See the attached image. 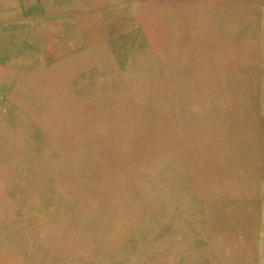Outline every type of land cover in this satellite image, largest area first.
Returning a JSON list of instances; mask_svg holds the SVG:
<instances>
[{"label":"rangeland","instance_id":"obj_1","mask_svg":"<svg viewBox=\"0 0 264 264\" xmlns=\"http://www.w3.org/2000/svg\"><path fill=\"white\" fill-rule=\"evenodd\" d=\"M196 1L220 5L225 0H18L9 12L3 6L7 0H0V264H10L7 258L24 262L31 254L38 257L21 264H94L104 256L111 257L107 264H117L118 253L141 254L174 237L177 223L190 233V251L207 246L198 188L206 163L196 161L197 153L228 136L215 123L246 125L258 110L244 92L264 90V17L255 0H231L238 6L231 19L181 31L123 13L148 3L162 10L192 8ZM107 19L119 23L103 29ZM234 28L252 34L247 53L225 48L228 59L196 69L174 65L178 55L170 43H206L213 40L210 35ZM59 34L75 37L68 40L75 46L61 54L47 49L58 43ZM244 57L250 60L244 63ZM102 78L92 90L85 86ZM155 111L164 113L159 127L149 118ZM76 231L80 246L66 251L69 233ZM256 243V263L263 264L264 244L259 238ZM172 247L164 244L166 250Z\"/></svg>","mask_w":264,"mask_h":264},{"label":"bare ground","instance_id":"obj_2","mask_svg":"<svg viewBox=\"0 0 264 264\" xmlns=\"http://www.w3.org/2000/svg\"><path fill=\"white\" fill-rule=\"evenodd\" d=\"M233 1V0H232ZM231 0H225L220 5H214L209 3L197 2L194 7L188 6L171 7L162 10L160 6H156L152 3L139 6L137 10L130 9L123 12L124 15H139L142 16L144 21H152L163 24L168 30L178 29L179 31L191 27L204 26L214 21L218 23L225 22L235 16L237 3ZM18 0H7L4 2L6 12H9L18 6L16 5ZM90 2V1H89ZM7 3V4H6ZM100 3V2H99ZM110 3V2H109ZM134 3V2H133ZM107 4V3H106ZM29 5V4H28ZM132 6V5H131ZM165 6H172L171 4ZM237 6V7H236ZM255 9L260 10L262 17H264V0H255ZM159 8V9H158ZM69 9V8H67ZM8 10V11H7ZM25 11V10H24ZM135 11V12H134ZM134 12V13H133ZM52 15V14H51ZM261 15V14H260ZM58 18V17H57ZM40 18H38L39 20ZM60 19V18H58ZM72 19V18H71ZM100 19V18H99ZM258 19V18H257ZM41 20H43L41 18ZM62 20V18H61ZM65 20V19H64ZM70 20V19H68ZM254 20V19H253ZM37 21V20H36ZM40 21V20H39ZM52 21V19H51ZM50 21V22H51ZM67 21V20H66ZM6 22V21H5ZM75 22V21H74ZM100 22V21H99ZM243 22V21H242ZM35 23V22H34ZM119 22L107 19L102 23L103 29L109 31L114 25ZM43 24V23H42ZM58 24V23H57ZM254 24V23H253ZM252 24V25H253ZM35 25V24H34ZM38 25V24H37ZM48 25V24H47ZM61 25V24H60ZM124 26L119 24L118 26ZM49 27V26H48ZM62 27V26H61ZM76 27V26H75ZM53 28V27H52ZM97 28V27H96ZM99 28V27H98ZM63 29V27H62ZM137 30V29H136ZM132 31V30H131ZM59 32V31H58ZM135 32V31H134ZM140 32V31H139ZM73 33V32H72ZM71 33V34H72ZM259 33V32H258ZM70 34V33H68ZM261 34V33H260ZM53 35V34H52ZM74 35V34H73ZM5 37V36H3ZM58 43L56 45L47 46L50 49L60 54L71 48L74 45L68 46L70 43L68 40L71 37L59 34ZM72 38H75L72 36ZM70 39V41L72 40ZM78 38V37H77ZM5 39V38H4ZM38 39V38H37ZM50 39V38H49ZM57 39V40H58ZM210 40L206 43L192 44L191 40H186L185 44L179 46L175 42L170 43L171 48L176 51L177 62L174 64L178 66V69L185 67L200 68L206 63L216 62L222 59H228L227 53L242 54L247 53L253 44V36L248 31L225 30V33H215L210 35ZM1 40V39H0ZM109 40V39H108ZM47 41V40H46ZM259 41V40H258ZM48 42V41H47ZM188 44H187V43ZM2 43V42H1ZM17 43V42H16ZM20 43V42H19ZM24 43V42H23ZM76 43V42H75ZM168 43V42H167ZM166 43V45H167ZM28 44V43H27ZM137 44V43H136ZM21 45V44H20ZM23 45V44H22ZM21 45V46H22ZM26 45V44H25ZM52 45V44H51ZM178 45V46H177ZM9 46V45H8ZM14 46V45H13ZM80 46V45H79ZM264 46V44H263ZM11 47V46H10ZM16 47V46H15ZM97 47V46H96ZM108 47V46H107ZM166 47V46H165ZM7 48V47H6ZM25 48V47H24ZM29 48V47H27ZM31 48V47H30ZM35 48V47H34ZM225 48L229 49V52L224 53ZM17 49V48H16ZM41 49V48H40ZM82 49V48H81ZM22 50V49H21ZM26 50V49H24ZM49 50V51H50ZM164 50V49H163ZM18 51V50H17ZM43 51V49H42ZM162 51V50H161ZM6 52V51H5ZM91 52V51H90ZM18 53V52H17ZM70 53V51H69ZM163 53V52H162ZM19 54V53H18ZM17 54V55H18ZM53 54V53H52ZM168 54V53H167ZM22 55V54H21ZM163 55H165L163 53ZM170 55V54H169ZM65 56V54H64ZM4 57H6L4 55ZM38 57V56H37ZM166 57V56H165ZM164 57V58H165ZM110 58V57H109ZM168 58V57H167ZM171 58V57H170ZM108 59V58H107ZM253 59V58H252ZM71 60V59H70ZM250 59L244 57L243 62L246 63ZM51 61V60H50ZM96 62V61H95ZM115 62V61H114ZM226 62V61H225ZM6 63V62H5ZM13 63V62H12ZM49 64V63H48ZM262 64V63H261ZM3 65V64H2ZM5 65V64H4ZM46 65V64H45ZM94 65V64H93ZM173 65V63H172ZM7 66V65H6ZM95 66V65H94ZM170 68V64H167ZM263 66V65H262ZM3 67V66H2ZM41 67V66H40ZM96 67V66H95ZM264 67V66H263ZM6 68V67H5ZM42 68V67H41ZM112 68V67H111ZM36 69V68H35ZM96 69V68H95ZM173 69L174 66H173ZM190 69V68H189ZM34 70V69H33ZM235 70V69H234ZM261 70V69H260ZM100 71V70H99ZM118 71V70H117ZM238 71V70H237ZM96 72V71H95ZM164 72V71H163ZM261 72V71H260ZM81 73V72H80ZM85 73V72H84ZM92 73V72H91ZM119 73V71H118ZM166 73V72H165ZM86 74V73H85ZM90 74V73H89ZM93 74V73H92ZM99 74V73H98ZM97 74V75H98ZM22 75V74H20ZM45 75V74H44ZM201 75V74H200ZM15 76V75H14ZM43 76V75H42ZM90 76V75H89ZM112 76V75H111ZM232 76V75H231ZM263 75H260L262 78ZM201 77V76H200ZM39 78V77H38ZM42 78V77H41ZM40 78V79H41ZM55 78V77H54ZM185 78V77H184ZM166 79V78H165ZM193 79V78H192ZM18 80V79H17ZM27 80V79H26ZM39 80V79H38ZM37 80V83H38ZM78 80V78H77ZM82 80V79H81ZM88 80V79H87ZM195 80V79H194ZM261 80V79H260ZM263 80V79H262ZM57 81V80H56ZM89 81H91L89 79ZM103 81L99 79L93 81L92 84H87L89 89L91 86L98 85ZM188 81V80H187ZM202 81V80H201ZM200 81V82H201ZM40 82V80H39ZM83 84L85 81H82ZM88 82V81H87ZM185 84V81H182ZM190 82V81H189ZM73 83V81H71ZM80 83V82H77ZM13 84V83H12ZM48 84V83H47ZM32 85V84H31ZM34 85V84H33ZM138 85V84H137ZM16 86V85H15ZM84 86V85H83ZM30 87V86H29ZM38 87V86H37ZM74 87V86H72ZM99 87V86H98ZM168 87V86H167ZM176 87V86H175ZM54 88V87H53ZM56 88V87H55ZM87 88V87H86ZM101 88V87H100ZM109 88V87H108ZM131 88V87H129ZM177 88V87H176ZM1 89V88H0ZM47 89V88H45ZM63 89V88H62ZM94 89V88H93ZM159 89V88H158ZM8 90V89H7ZM23 90V89H22ZM21 90V91H22ZM38 90V89H36ZM51 90V89H50ZM92 90V89H90ZM96 90V89H95ZM46 91V90H45ZM54 91V90H53ZM101 92L103 90H100ZM264 90H253L248 94L252 103L257 104L258 110L252 112L246 125L230 126L229 123H215L216 127H223L228 133L225 138L215 139L208 146L203 145L200 148L203 151L197 153V160L205 161L206 177L199 182L198 188L202 190L203 209L205 211V222L207 229L205 230V240L207 246L190 251V233L187 229H179V223L174 225V237L164 239L163 241H157L152 243L149 249L144 250L141 254L133 253L130 255H123L118 253L116 255V262L120 264H179L180 258H183L184 264H256V251L255 245L258 242L264 244V107L261 106L264 103V97L262 92ZM9 92V90H8ZM23 92V91H22ZM26 92V90L24 91ZM98 92V91H97ZM100 92V93H101ZM157 92V91H156ZM50 93V92H49ZM105 93V92H104ZM73 94V93H72ZM94 94V93H93ZM98 94V93H96ZM22 95V94H21ZM37 95V94H36ZM83 95V94H82ZM106 95V94H105ZM111 95V94H110ZM173 95V94H172ZM175 95V94H174ZM173 95V96H174ZM80 96V95H79ZM103 96V95H102ZM21 97V96H20ZM44 97V95H43ZM78 97V96H76ZM89 97V95H88ZM140 97V96H139ZM138 97V98H139ZM160 97V96H159ZM83 98V97H82ZM137 98L136 102H139ZM170 98V97H169ZM58 99V98H57ZM178 99V98H177ZM79 100V99H78ZM77 100V101H78ZM171 100V99H170ZM39 101V100H38ZM53 101V100H52ZM76 101V100H75ZM85 101V100H84ZM175 101V100H174ZM1 102V101H0ZM11 102V101H10ZM33 102V101H32ZM35 102V101H34ZM62 102V101H61ZM83 102V101H82ZM258 102H263L258 104ZM59 103V101H58ZM81 104V103H80ZM129 104V103H127ZM7 105V104H6ZM46 105V104H45ZM83 105V104H81ZM37 106V104H36ZM35 106V107H36ZM40 106V105H39ZM118 106V104H117ZM121 106V105H120ZM141 109V105H135ZM13 107V106H12ZM59 107V106H58ZM63 107V106H62ZM91 107V106H90ZM96 107V106H95ZM55 108V107H53ZM89 108V107H88ZM83 109V108H82ZM1 111V110H0ZM44 111V110H42ZM89 111V110H88ZM112 111V110H111ZM36 112V111H35ZM46 112V111H45ZM64 112V111H63ZM23 112H21L22 115ZM37 113V112H36ZM47 113V112H46ZM89 114V113H88ZM106 114V113H105ZM18 116V114H16ZM60 115V114H59ZM155 115V117H153ZM40 116V115H39ZM46 116V115H45ZM48 116V115H47ZM164 117V113L160 111L153 112V115H149L151 122L155 127H159ZM49 118V117H48ZM66 118V117H65ZM52 119V118H51ZM54 119V118H53ZM77 119V118H76ZM154 119V120H153ZM58 120V119H57ZM28 121V120H27ZM61 121V120H59ZM57 121V122H59ZM63 122V121H62ZM18 123V122H17ZM43 123V122H42ZM46 124V123H45ZM95 124V123H94ZM137 124V123H136ZM60 125V124H59ZM63 125V124H62ZM68 125V124H67ZM66 125V126H67ZM140 128L143 123L140 124ZM30 126V125H29ZM55 126V125H54ZM64 126V125H63ZM69 126V125H68ZM72 126V125H71ZM107 126V125H106ZM180 126V125H179ZM57 127V126H56ZM60 127V126H59ZM92 127V126H91ZM167 127V125H166ZM63 128V127H62ZM73 128V127H72ZM48 129V128H47ZM51 129V128H50ZM90 129V128H89ZM29 130V129H28ZM64 130V129H63ZM95 130V129H94ZM113 130V129H112ZM57 131V130H56ZM61 131V130H60ZM70 131V130H69ZM86 131V130H85ZM7 132V131H6ZM109 132V131H108ZM117 132V131H116ZM169 132V131H168ZM53 133V131H52ZM87 133V132H86ZM110 133V132H109ZM3 134V133H2ZM8 134V132H7ZM54 134V133H53ZM65 134V133H64ZM84 134V133H83ZM169 134V133H168ZM187 134V133H186ZM17 135V134H16ZM85 135V134H84ZM83 135V136H84ZM99 135V134H98ZM60 136V135H59ZM101 136V135H100ZM10 137V135H9ZM12 137V136H11ZM14 137V136H13ZM80 137V136H79ZM86 137V136H85ZM188 137V136H187ZM22 138V137H21ZM77 138V137H76ZM83 138V137H82ZM116 138V137H115ZM169 138V137H168ZM186 138V137H185ZM183 137V139H185ZM192 138V137H191ZM190 138V139H191ZM11 139V138H10ZM182 139V141H183ZM87 140V139H86ZM103 140V139H102ZM15 141V140H13ZM189 141V140H188ZM80 142V141H79ZM88 142V141H87ZM159 142V141H158ZM1 143V142H0ZM4 143V142H3ZM2 143V144H3ZM19 143V142H18ZM81 143V142H80ZM118 143V142H117ZM160 143V142H159ZM203 143V142H202ZM32 144V143H31ZM74 144V142H73ZM79 144V143H78ZM82 144V143H81ZM184 144V143H182ZM181 144V145H182ZM14 145V144H13ZM35 145V144H34ZM152 145V144H151ZM150 145V146H151ZM5 146V145H4ZM57 146V145H56ZM81 146V145H80ZM84 146V145H83ZM83 146H81L83 148ZM86 146V145H85ZM92 146V145H91ZM104 146V145H103ZM120 146V145H119ZM6 147V146H5ZM8 147V146H7ZM11 147V146H10ZM30 147V146H29ZM42 147V146H41ZM149 147V146H148ZM184 147V146H183ZM9 148V147H8ZM35 148V147H34ZM71 148V147H70ZM74 148V147H73ZM146 148V147H145ZM45 149V148H44ZM87 149V148H86ZM206 149V151L204 150ZM46 150V149H45ZM58 150V149H57ZM63 150V149H62ZM48 151V150H47ZM98 151V150H97ZM112 151V150H111ZM1 152V151H0ZM56 152V150H55ZM64 152V151H63ZM83 152V151H82ZM101 152V151H100ZM137 152V151H136ZM72 153V152H71ZM103 153V152H102ZM109 153V152H108ZM126 153V152H125ZM185 153V152H184ZM57 154V153H56ZM63 154V153H62ZM70 154V153H69ZM89 154V153H88ZM96 154V153H95ZM65 155V153H64ZM90 155V154H89ZM126 155V154H125ZM63 156V155H62ZM74 156V155H73ZM112 156V155H111ZM129 156V155H128ZM7 157V156H6ZM9 157V155H8ZM98 157V156H97ZM127 157V155H126ZM59 158V157H58ZM62 158V157H61ZM85 158V157H84ZM114 158V157H113ZM28 159V158H27ZM64 159V158H63ZM115 160V158H114ZM66 161V160H65ZM64 161V162H65ZM86 161V160H85ZM195 161V162H196ZM27 162V161H26ZM63 162V161H62ZM67 162V161H66ZM106 163V161H104ZM11 164V162H10ZM47 164V163H46ZM100 164V163H99ZM109 164V163H108ZM188 164V163H187ZM22 165V164H21ZM32 165V164H31ZM119 165V164H118ZM30 166V165H29ZM46 166V165H45ZM96 166V165H95ZM105 167V166H104ZM55 168V167H54ZM108 168V167H107ZM114 168V167H113ZM121 168V167H120ZM94 169V168H93ZM92 169V170H93ZM63 170V167H62ZM65 170V169H64ZM63 170V171H64ZM102 170V169H101ZM18 171V170H17ZM100 171V170H99ZM106 171V170H105ZM64 173V172H63ZM68 173V172H67ZM110 173V172H109ZM102 174V173H101ZM116 174V173H115ZM59 175V174H58ZM63 175V174H62ZM92 175V173H91ZM98 175V174H97ZM93 176V175H92ZM14 177V176H13ZM54 177V175H53ZM66 177V176H65ZM94 177V176H93ZM75 178V177H74ZM81 178V177H80ZM117 178V176H116ZM54 179V178H53ZM29 180V179H28ZM27 180V181H28ZM56 180V179H55ZM75 180V179H74ZM81 180V179H80ZM79 180V181H80ZM25 181V180H24ZM33 181V180H32ZM76 181V180H75ZM78 181V182H79ZM113 181V179L111 180ZM15 182V181H14ZM84 182V181H83ZM94 182V181H93ZM99 182V181H98ZM100 183V182H99ZM16 184V183H15ZM25 184V183H24ZM128 184V183H127ZM28 185V184H27ZM48 185V184H47ZM71 185V184H70ZM97 185V184H96ZM12 186V185H11ZM20 186V185H18ZM49 186V185H48ZM117 186V185H116ZM52 187V186H51ZM50 187V188H51ZM59 187V186H58ZM91 187V186H90ZM13 188V187H12ZM16 194L18 188L15 187ZM25 188V187H24ZM55 188V187H54ZM110 188V187H108ZM116 188V187H115ZM53 189V188H52ZM51 189V190H52ZM59 189V188H58ZM78 190V188H76ZM120 189V187H119ZM90 190V189H89ZM92 190V189H91ZM118 190V189H117ZM74 191V190H73ZM111 191V190H110ZM128 191V190H127ZM126 191V192H127ZM62 192V191H61ZM68 192V191H67ZM91 192V191H89ZM94 192V191H93ZM120 192V191H119ZM130 192V191H129ZM86 193V192H85ZM114 193V192H113ZM134 193V192H133ZM40 194V193H39ZM42 194V193H41ZM53 194V193H52ZM51 194V195H52ZM104 194V193H103ZM116 194V193H115ZM120 194V193H119ZM125 194V193H124ZM67 195V194H65ZM83 195V194H82ZM80 195V197L82 196ZM93 195V194H92ZM133 195V194H132ZM49 196V195H48ZM114 196V195H113ZM124 196V195H123ZM52 197V196H51ZM58 197V196H57ZM72 197V196H71ZM83 197H85L83 195ZM93 197V196H92ZM115 197V196H114ZM126 197V196H124ZM139 197V196H138ZM46 198V197H45ZM48 198V197H47ZM102 198V197H101ZM119 198V197H118ZM131 198V197H130ZM129 198V199H130ZM136 198V195H135ZM42 199V198H41ZM51 200V198H49ZM56 199V198H55ZM71 199V198H70ZM82 199V198H81ZM84 199V198H83ZM82 199V200H83ZM111 199V198H110ZM136 200V199H135ZM40 201V199H39ZM57 201V200H56ZM55 201V202H56ZM79 201V200H78ZM87 201V199H86ZM110 201V200H109ZM129 201V200H128ZM134 201V200H133ZM42 202V201H41ZM73 202V201H72ZM75 202V201H74ZM80 202V201H79ZM78 202V203H79ZM143 202V201H142ZM57 203V202H56ZM86 203V202H85ZM97 203V202H96ZM127 203V202H126ZM47 204V203H45ZM55 204V203H54ZM61 204V203H60ZM77 204V203H76ZM109 204V203H108ZM111 204V203H110ZM62 205V204H61ZM123 205V204H122ZM140 205V203H139ZM40 206V205H39ZM47 206V205H45ZM98 206V205H97ZM101 206V205H100ZM128 206V205H127ZM49 207V206H48ZM59 207V205H58ZM89 207V206H88ZM144 207V206H143ZM54 208V207H53ZM57 208V206L55 207ZM54 208V209H55ZM79 208V207H78ZM81 208V207H80ZM99 208V207H98ZM63 209V208H62ZM59 210V209H58ZM140 210V209H139ZM97 211V210H96ZM196 212V208H191V213ZM67 212V211H66ZM72 213V211H70ZM126 212V211H125ZM142 212V211H141ZM147 212V211H146ZM58 213V212H57ZM70 213V215H71ZM96 213V212H95ZM98 213V212H97ZM59 214V213H58ZM85 214V213H84ZM100 214V213H99ZM106 214V213H105ZM118 214V213H117ZM135 214V213H134ZM137 214V212H136ZM148 214V213H147ZM41 215V214H40ZM64 215V214H63ZM67 215V214H66ZM120 215V214H118ZM146 215V214H145ZM121 216V215H120ZM75 217V216H74ZM88 217V216H87ZM102 216H100L101 218ZM129 218V217H128ZM133 218V217H132ZM135 218V217H134ZM129 220V219H128ZM126 220V221H128ZM141 220V219H140ZM143 220V219H142ZM80 221V220H79ZM119 221V220H117ZM78 222V221H77ZM110 232L114 230L113 221H110ZM73 223V222H72ZM119 223V222H118ZM67 224V223H66ZM139 224V223H138ZM137 224V225H138ZM179 225V226H178ZM71 226V225H70ZM84 226V225H83ZM126 226V224H125ZM80 227V226H79ZM135 227V226H134ZM181 227V226H180ZM259 227V228H258ZM101 228V227H100ZM67 229V227H66ZM123 230V229H122ZM178 230V232H177ZM60 232V231H59ZM134 232V231H133ZM61 233V232H60ZM69 233V232H68ZM58 234V233H57ZM62 234V233H61ZM64 234V233H63ZM129 235V234H128ZM131 235V234H130ZM157 235V234H156ZM13 236V235H12ZM155 236V235H154ZM153 236V237H154ZM101 237V236H100ZM120 237V236H119ZM126 239V237H125ZM147 239H151L148 236ZM161 239V238H160ZM97 240V239H96ZM101 240V239H100ZM132 240V239H131ZM262 240V241H261ZM33 241V239H32ZM64 241V240H63ZM78 233H69L66 251L72 246H80L78 244ZM106 241V240H104ZM37 242V241H36ZM65 242V241H64ZM80 242V241H79ZM86 242V241H85ZM170 242L173 246L171 250L164 249V244ZM17 243L22 244L18 239ZM34 243V242H33ZM32 243V244H33ZM59 243V242H57ZM61 243V242H60ZM60 243L58 244L60 247ZM103 243V242H102ZM261 243V244H262ZM65 245V244H64ZM123 245V244H122ZM86 246V245H85ZM110 246V245H109ZM115 246V245H114ZM264 246V245H263ZM87 247V246H86ZM98 247V246H97ZM117 247V246H116ZM257 247V246H256ZM262 247V246H261ZM99 248V247H98ZM86 249V248H85ZM95 249V248H94ZM107 249V248H106ZM120 249V248H119ZM145 249V248H144ZM151 249H155L153 255L148 252ZM258 249V248H257ZM79 250V249H78ZM88 250V249H86ZM99 250V249H98ZM108 250V249H107ZM264 250V248L262 249ZM102 251V250H101ZM111 251V250H110ZM114 251V250H113ZM124 251V250H123ZM128 251V250H127ZM52 251L49 250V254ZM90 252V250H89ZM86 252V253H89ZM106 252V251H105ZM34 253V252H33ZM97 253V252H96ZM149 253V260L147 255ZM61 254V253H60ZM63 254L65 255L64 251ZM101 254V253H100ZM106 254V253H105ZM262 254H264L262 252ZM91 255V254H90ZM93 255V254H92ZM97 255V254H96ZM193 255V260L190 262V256ZM61 256V255H60ZM104 256V254H103ZM38 257L31 254L26 260L30 262ZM79 257V256H78ZM83 257V256H82ZM101 257V256H100ZM4 257L0 256V260ZM84 258V257H83ZM63 259V258H62ZM111 257L98 258L94 264H107L110 262ZM5 260V259H4ZM12 264H21L22 261H15L13 258H7ZM67 260V259H66ZM70 260V259H69ZM76 260V259H75ZM86 260V259H85ZM91 260V259H90ZM66 262V261H65ZM264 264V257L261 259ZM10 263V264H11ZM70 263V262H69ZM117 263V264H118ZM9 264V263H8ZM30 264V263H29ZM183 264V263H182Z\"/></svg>","mask_w":264,"mask_h":264},{"label":"crops","instance_id":"obj_3","mask_svg":"<svg viewBox=\"0 0 264 264\" xmlns=\"http://www.w3.org/2000/svg\"><path fill=\"white\" fill-rule=\"evenodd\" d=\"M214 5H216V4H214ZM218 6V5H217ZM77 233H78V231H76ZM262 253V252H261ZM264 257V254H263V256L261 257V259ZM256 261H257V259L255 258V263H256ZM263 263V262H262ZM257 264V263H256Z\"/></svg>","mask_w":264,"mask_h":264}]
</instances>
